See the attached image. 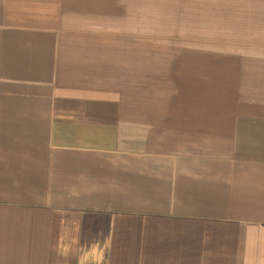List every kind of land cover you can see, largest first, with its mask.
Masks as SVG:
<instances>
[{"label":"crops","instance_id":"obj_1","mask_svg":"<svg viewBox=\"0 0 264 264\" xmlns=\"http://www.w3.org/2000/svg\"><path fill=\"white\" fill-rule=\"evenodd\" d=\"M0 264H264V0H0Z\"/></svg>","mask_w":264,"mask_h":264}]
</instances>
